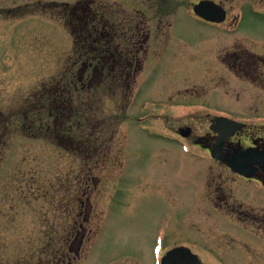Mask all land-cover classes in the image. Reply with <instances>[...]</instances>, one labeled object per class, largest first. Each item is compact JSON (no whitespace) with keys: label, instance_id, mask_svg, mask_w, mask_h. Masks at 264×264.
<instances>
[{"label":"flooded vegetation","instance_id":"1","mask_svg":"<svg viewBox=\"0 0 264 264\" xmlns=\"http://www.w3.org/2000/svg\"><path fill=\"white\" fill-rule=\"evenodd\" d=\"M202 2L213 3L223 17L208 20L198 16L193 8ZM182 8L206 30L194 42L199 78L194 85L173 87L174 93L169 95H145L136 79L147 60H161L171 52L174 56L177 53L176 58L186 54L189 41L171 36L175 18L168 16L171 9L178 12ZM37 22L63 24L71 36L72 49L59 75L27 96L24 85H0L3 227L14 229L23 224L25 198L55 196L57 191L55 168L45 178L39 165L32 167L36 159L25 157L26 140L44 141L54 150L84 151L74 195L79 200L71 198V205L68 203L63 237L67 249L58 256L55 250L48 262L57 264L59 258L63 264H73L78 258L87 226L96 213L92 197L99 182L91 176L89 165L100 163L89 150L95 147L96 152L110 142L102 137L106 126L96 129L89 115L90 100L103 90L114 102L115 126H110L120 132L122 123L129 121L134 155L143 133L152 137L160 128L167 130L182 154L206 162L207 167L195 174L198 207L204 197L214 211H224L231 222L229 228L240 236L231 235L227 241L264 242V34L259 33L264 25V0H0V26L15 29ZM234 83L252 87L251 93H236L235 98L228 93H214L215 98L206 91L200 97L192 93L198 90L196 86L216 90ZM153 119L160 121L159 128L153 126ZM159 149L163 155L167 148ZM153 154L159 155L157 151ZM230 164L247 174L235 172ZM216 168L218 173H213ZM201 171L204 174H199ZM65 191L73 196L71 180ZM109 212H103V222ZM156 236L151 247L153 264L168 250L181 246L169 247V241ZM125 252H118L116 258Z\"/></svg>","mask_w":264,"mask_h":264},{"label":"rangeland","instance_id":"2","mask_svg":"<svg viewBox=\"0 0 264 264\" xmlns=\"http://www.w3.org/2000/svg\"><path fill=\"white\" fill-rule=\"evenodd\" d=\"M174 9L168 14L175 18L171 36L185 37L189 46L181 58L171 52L161 60L153 57L147 60L136 79V85L143 88L145 95H169L174 93L171 92L173 87L194 85L199 78L200 63L193 55L194 42L196 36L206 30L185 8L172 12ZM259 33L264 34V25ZM71 49V36L58 22H37L15 29L0 26V85H24L27 96L59 75ZM218 87L214 90L213 86H196L198 90L192 93L200 97L206 91L213 98L217 97L214 93H228L235 98L236 93L249 94L252 89L235 83ZM107 94L102 90L90 100L92 113L89 115L96 129L106 126L104 135L99 132L98 135L110 142L96 152L95 147L89 150L100 163L89 165L91 176L99 182L92 197L96 213L87 226L86 239L73 264H153L151 247L156 235L163 237L166 243L169 241V247L181 245L192 249L202 264H264L263 241H227L231 235L240 236L237 230L229 228L231 222L228 223L224 211H214L209 199L204 197L203 205L198 207L195 174L206 162L192 154H182L170 141L171 133L163 128L152 137L143 133L134 155L135 150L130 149L128 119L122 123L120 132L111 127L115 126L114 102ZM152 124L159 128L160 121L153 119ZM162 147L167 148L163 155L159 149ZM155 151L159 155H154ZM24 152L26 158L36 159L31 165L35 164L32 166L35 168L39 165L45 178L55 168L57 191L55 196L25 198L23 224L17 228L6 229L0 223V264H49L55 250L59 253L67 249L63 237L68 226L69 201L79 197L74 195L85 153L54 150L44 141L31 140L25 141ZM115 157L119 159L117 162ZM217 171L218 168L213 173ZM120 174L124 179L119 178ZM69 180L73 183V196L65 191ZM119 181L122 188L118 187ZM108 210L103 222V212ZM194 234L198 241L192 238ZM122 250L127 251L126 255L116 258L115 254ZM131 253L146 258L137 259Z\"/></svg>","mask_w":264,"mask_h":264},{"label":"water","instance_id":"3","mask_svg":"<svg viewBox=\"0 0 264 264\" xmlns=\"http://www.w3.org/2000/svg\"><path fill=\"white\" fill-rule=\"evenodd\" d=\"M194 12L206 19L219 18V9L210 2H202L194 7ZM161 264H200L197 256L186 248H176L166 254Z\"/></svg>","mask_w":264,"mask_h":264}]
</instances>
